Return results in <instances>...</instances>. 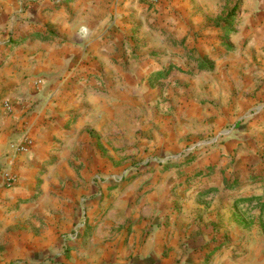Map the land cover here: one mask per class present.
Here are the masks:
<instances>
[{
  "label": "rangeland",
  "instance_id": "obj_1",
  "mask_svg": "<svg viewBox=\"0 0 264 264\" xmlns=\"http://www.w3.org/2000/svg\"><path fill=\"white\" fill-rule=\"evenodd\" d=\"M148 10L95 39L87 66L81 53L51 72L3 71L14 89L0 86V182L12 179L0 264L111 263V248L130 253L152 227L175 233L181 258L251 222L264 237V150L249 149L264 98L232 64L264 50V0H188L174 22ZM64 82L71 97L57 103ZM225 205L239 207L240 231L218 220Z\"/></svg>",
  "mask_w": 264,
  "mask_h": 264
},
{
  "label": "crops",
  "instance_id": "obj_2",
  "mask_svg": "<svg viewBox=\"0 0 264 264\" xmlns=\"http://www.w3.org/2000/svg\"><path fill=\"white\" fill-rule=\"evenodd\" d=\"M187 4L188 0H158L155 4L148 3L146 0H0V54L4 53L0 62V86L14 89V78L3 77L5 70H12L14 73L20 69H25L29 73H33V70L51 72L67 63L74 64L73 60L78 59L81 53L87 55L84 59L80 57L83 60L81 65L87 66L88 62L91 63L88 55L96 48L95 39L106 40L113 35L118 37L123 29H128L129 23L138 22V20L140 22L144 15L148 14L149 7L155 8L158 16H167L169 22L170 19L174 22L175 18L177 19L174 13L176 6ZM184 16L181 15L179 19ZM187 18L185 17L184 20ZM63 39L69 41L65 44ZM18 41L23 42L21 44ZM88 43L90 46H86ZM15 46L18 47L17 51ZM11 48L13 51L10 50ZM248 54L247 61L239 58L232 64L239 70L253 71L250 92H254L252 90L255 89V93L262 94L264 98V83L255 84V78L259 76L264 78V50L256 47L249 50ZM66 86L68 87V84L65 82L61 84V89L56 94L57 103L71 97L72 90H67ZM47 108L55 110L51 104ZM41 113L44 116L46 112ZM67 114V112L62 113V115ZM262 114L264 111L259 112V117H264ZM30 123L33 124L32 121ZM261 126L251 133L254 139L249 142V149L254 152L264 150L261 147L264 146V124ZM237 145L239 147L240 143ZM2 146L3 136L0 134V148ZM1 153L0 149V156ZM19 159L9 160L8 164L17 168V165L22 164L24 160L21 157ZM9 167L8 165L7 168ZM250 192L247 197L250 196ZM9 197L10 195L1 193L0 204ZM219 210L221 216L219 215L218 220L222 221L221 224L230 219L232 230L240 231L241 225L237 221L239 207L225 205ZM210 220L212 222L213 218L208 217L207 221ZM252 223L254 222L250 223L251 226L247 225L245 232L231 234L228 238L229 242L215 241L213 247H204L196 254H192L190 250L192 245H189L190 252L183 258L176 255L175 233L171 231L170 234L168 231L165 234L163 227H152L151 231L139 240L140 245H136L138 247L133 246V240L128 243L129 246L131 245L130 253L133 256L128 257L130 253H123L126 249L118 244L110 249L112 254L108 255V258H111V263L102 262L100 259L93 264H264V237L256 236L253 229L255 225ZM210 250L213 252L205 256V253ZM89 260L91 259L87 257L83 262L81 258H76L74 264H91Z\"/></svg>",
  "mask_w": 264,
  "mask_h": 264
},
{
  "label": "built area",
  "instance_id": "obj_3",
  "mask_svg": "<svg viewBox=\"0 0 264 264\" xmlns=\"http://www.w3.org/2000/svg\"><path fill=\"white\" fill-rule=\"evenodd\" d=\"M147 1L149 3H152V4L158 2V0H147ZM5 176H8V173H4V180H3V182H0V188L3 187V186H9V185H11V180H12L11 177L10 176L5 177Z\"/></svg>",
  "mask_w": 264,
  "mask_h": 264
}]
</instances>
